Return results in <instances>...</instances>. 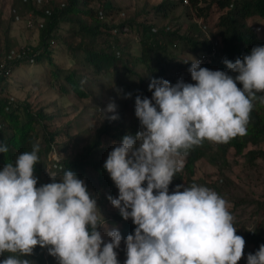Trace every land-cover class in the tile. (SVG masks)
Listing matches in <instances>:
<instances>
[{
	"label": "clouds",
	"instance_id": "9594fccd",
	"mask_svg": "<svg viewBox=\"0 0 264 264\" xmlns=\"http://www.w3.org/2000/svg\"><path fill=\"white\" fill-rule=\"evenodd\" d=\"M223 63L237 75L201 67L194 58L189 72L196 83L152 78L151 99L135 98L140 130L114 144L103 165L119 193L107 199L137 226L124 240V264H238L244 255L246 241L218 193L193 184L177 185L169 194L181 158L205 140L227 143L245 135L253 101L264 92V46ZM116 108L109 102L101 109L104 118L118 119L107 115ZM8 151L0 143V153ZM38 152L33 145L0 170V255L11 254L0 264H32L25 257L37 245L47 247L58 264H119L115 249L122 236L112 228L105 242L97 201L76 173L65 171L59 182L50 174L51 183L36 187ZM247 264H264V244L247 255Z\"/></svg>",
	"mask_w": 264,
	"mask_h": 264
},
{
	"label": "trees",
	"instance_id": "16d2710c",
	"mask_svg": "<svg viewBox=\"0 0 264 264\" xmlns=\"http://www.w3.org/2000/svg\"><path fill=\"white\" fill-rule=\"evenodd\" d=\"M12 1L11 5L18 15H25L32 11L43 16L42 25L38 28L40 40L37 46H27L24 55L8 57L9 49L12 47L10 32L13 19L3 20L0 17V58H5L12 70L15 66L46 61L54 76L64 80V84H59L60 91L73 92L79 98L86 97L88 94L82 86L81 78L84 77L74 69L57 67L51 58L53 48L61 42V24L69 25L68 31L74 34L90 38L88 45L81 46L79 43L73 48L71 57L77 65L88 69L93 74L107 72L116 78L121 72H133L132 66L140 63L150 74V80L158 79L161 74L168 76L176 67L186 66L200 51H209L211 41L204 36L197 22L194 21V16L201 19L202 25L209 30L210 36L217 40L214 57L209 62L201 64V67L225 71L235 77L237 73L227 69L223 60L235 62L236 59H243L244 55L250 54L253 47L264 46V39L248 23L250 17H264V0H188V4L183 3L182 0H161L151 7L156 14L166 18L169 11L178 4L187 6L189 24L183 31L179 19L157 25L147 19L123 17L112 23L110 21L112 16L119 14L122 9L121 6L113 3L116 0H103L101 3L100 0H65L61 5L53 7L49 6L50 1ZM37 2L42 3L40 10ZM93 3H97V6H93ZM46 9L50 10L49 14L45 13ZM137 11L141 13L139 10L135 12ZM148 11L149 9L146 10ZM14 15L13 12L11 16ZM124 27L127 29L124 30ZM130 31L133 32L130 33ZM135 35L138 38H135ZM50 39L54 41L53 44L50 43ZM95 39L96 49L89 45L94 43ZM133 41H136L139 49L136 54L131 52ZM154 54L159 57V60L153 59ZM187 75L191 76L190 73ZM237 86L242 88V84L237 83ZM151 96L152 93L146 95L149 99ZM261 96H264V92L257 93V99L253 101L254 106L250 113L246 134L238 135L227 143H217L219 155H224L230 147L234 148L236 153H240L248 143L264 142V102L259 99ZM140 97L144 96L140 95ZM132 104L133 102L129 105L131 110ZM50 117L51 115L43 109H33L28 101L0 98V143L7 145L9 149L7 153H0V170L9 162L14 164L19 154L31 152L32 146L38 145L39 161L34 166V176L38 178L37 188L45 184L42 177L47 166L52 170L51 172H55L51 174L53 176L57 173L64 174L67 170L73 171L79 179L84 181L88 191L95 188V184L100 187L112 185V180L103 167L108 153L113 149L114 144L122 142L125 135L134 137L140 130V122L133 116L131 127L128 128L111 127L108 122L103 124L94 140L84 144L71 160L56 162L57 166L52 165L48 154L54 145L57 146L56 136L63 132L47 129L45 122ZM59 146L63 150L68 149L65 141ZM208 150L209 143L205 140L200 146H194L188 152L182 170L176 173L169 185V194L182 183L188 187L191 186L196 161L207 157ZM263 155L264 151L254 149L247 151L249 160ZM51 175H47L49 181H52ZM136 227L134 223L123 221L120 233L124 236L134 234ZM242 237L246 245L252 247L247 254H254L260 245L264 244V222H257L255 227L245 231ZM8 255L11 254L0 255V260ZM25 258L32 264H58L57 259L48 253V248H41L39 245L34 248L32 255ZM117 259L119 264H124L125 261L119 257Z\"/></svg>",
	"mask_w": 264,
	"mask_h": 264
},
{
	"label": "rangeland",
	"instance_id": "374dc122",
	"mask_svg": "<svg viewBox=\"0 0 264 264\" xmlns=\"http://www.w3.org/2000/svg\"><path fill=\"white\" fill-rule=\"evenodd\" d=\"M25 1V0H23ZM49 6H59L65 0H48ZM103 0H100V3ZM161 0H116L113 3L121 6L119 14L113 15L112 23L117 22L123 17H134L137 20L147 19L157 25H163L169 20L179 19L182 31L188 27V7L178 4L169 11V15L163 18L160 14L152 11L156 3ZM38 3V2H37ZM12 0H0V17L3 20H11L12 47L37 46L40 40V30L36 28L25 27L23 15H18L12 7ZM42 3L37 6L40 10ZM97 6V3H93ZM146 12V10H148ZM139 10L141 13L135 12ZM142 10V11H141ZM14 12V16L11 14ZM9 19V20H10ZM257 34L264 39V17L253 16L248 19ZM69 25L61 24L60 35L61 42L53 48L51 54L52 61L61 69H74L82 75L83 89L88 93L86 97L79 98L73 92L64 93L59 89V84H64V80L54 76L50 65L46 61L26 65L15 66L12 74L7 79H0V98L13 101H28L33 109H43L51 115L46 120L47 129L50 131H62L56 136L57 159H53L49 153L48 158L52 165H57L60 160H71L75 153L81 150V147L95 139L97 132L102 129L103 124L109 123L111 127H131L133 112L129 105L135 102L136 96H146L150 83V74L143 65L135 63L132 66L133 72L125 71L116 78L113 74L101 72L93 74L86 68L77 65L71 57L73 48L81 43L88 45L90 38L81 37L80 34H74L70 31ZM124 30L127 28L124 27ZM133 31H130L132 33ZM135 38H138L135 35ZM95 41L89 44L95 48ZM131 52L138 53V45L133 41ZM153 59H158L153 55ZM153 61V60H152ZM186 83H196L192 81L190 75L185 76ZM127 93H131L130 98H124ZM114 101L117 105L115 113H107L108 116L117 115L118 119L109 120L104 118L101 109L106 108L107 104ZM68 145L67 150L61 149L59 145L62 142ZM209 150L207 157L196 161L192 184L205 186L218 193L227 202L228 210L233 216V225L237 229L236 234L243 236L245 231L252 230L257 222H264V155L256 156L249 160L247 151L254 149L264 151V142L257 144L248 143L240 153H236L234 148L230 147L224 155L217 152V143L208 141ZM184 163L185 156L182 158ZM49 166L44 170L43 181L45 184L51 183L47 179L48 174H53ZM90 172V170H89ZM56 182L63 178L62 173L54 174ZM146 186V185H144ZM183 187L188 185L182 183ZM190 186V187H191ZM95 188L89 190V193L96 199L97 207L101 214V222L105 221V226H100L98 230L102 233L105 242L110 241L106 231L117 228L119 232L122 229L123 221L133 224L131 218L124 220L120 215L119 209L113 207L107 199L109 195L113 198L118 197V189L112 181V185L100 187L95 184ZM181 188V191L183 190ZM98 212V215H99ZM121 234V233H120ZM120 247L115 249L117 257L126 260V245L124 240L128 235H123ZM251 245H246L244 255L238 264H247V252L251 250Z\"/></svg>",
	"mask_w": 264,
	"mask_h": 264
},
{
	"label": "built area",
	"instance_id": "2783aa9c",
	"mask_svg": "<svg viewBox=\"0 0 264 264\" xmlns=\"http://www.w3.org/2000/svg\"><path fill=\"white\" fill-rule=\"evenodd\" d=\"M37 1L46 2L48 0H37ZM182 1L185 4L189 3L188 0H182ZM45 13L49 14L50 10L46 9ZM23 20H24L25 27L38 29L42 25L44 18L43 16L37 15L36 13H33L32 11H30V12H27L25 15H23ZM194 21L197 22L199 28L204 33V36L210 39L211 43H210L209 51L208 50L200 51L192 59H190L189 63L186 66L176 67L172 69L171 73L168 74V76L161 74L159 75L158 79L160 78L166 79L172 84H175L180 79H183V81L185 82V76L190 73L189 68L191 67V61H194V58L196 60H199L201 64H203L205 62H209L214 57V54L216 53V50H217V40L213 39L210 36L209 30L204 25H202L200 18L194 16ZM50 43L53 44L54 41L50 39ZM27 48H28L27 46L26 47L21 46L18 48L11 47L8 52V57H14L16 55L22 56L26 53ZM11 74H12L11 66L7 63L5 58H2V59L0 58V79H7L8 77L11 76ZM132 111H133L135 119L138 120V118L135 115V102L132 104ZM49 153L52 155L53 159H57L56 149H51Z\"/></svg>",
	"mask_w": 264,
	"mask_h": 264
}]
</instances>
